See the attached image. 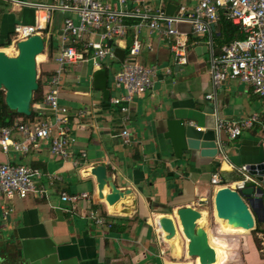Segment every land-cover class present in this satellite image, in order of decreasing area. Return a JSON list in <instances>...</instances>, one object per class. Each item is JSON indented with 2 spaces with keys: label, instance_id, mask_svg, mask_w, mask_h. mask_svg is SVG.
<instances>
[{
  "label": "crops",
  "instance_id": "0c3cea01",
  "mask_svg": "<svg viewBox=\"0 0 264 264\" xmlns=\"http://www.w3.org/2000/svg\"><path fill=\"white\" fill-rule=\"evenodd\" d=\"M111 1L115 4V0ZM197 1L143 0L139 7L151 12L161 7L173 14L178 4L193 5ZM5 5L0 19V40L3 41L10 34L12 38L16 23H33L35 16L31 8L9 2ZM168 5L174 7L167 11ZM135 6L129 5V8ZM67 15L54 12L46 28L45 50L37 60L41 85L37 103L42 102L56 67L53 57L59 51ZM127 22L131 26L129 32L110 41L113 55L103 61L102 68H95L91 62L65 66L59 102L68 108L69 132L75 138L69 159L53 155L50 142L44 139L31 145L26 154L13 150L5 153L0 148V162L40 171L38 185L45 189L43 196L32 193L24 199L0 197L3 247L0 264H201L197 258H193V263L188 261L186 243L182 257H174L173 246L161 227L165 220H171L174 225L172 216L182 207H193L202 213L206 223L198 224L205 227L215 249L214 264H244L245 255L250 258L249 264H264L254 241V230L243 234L241 229L225 226L216 217L217 188L211 184V176L216 172L223 180L235 182L243 177L239 168L264 162V129L256 125L235 139H229L222 132V153L211 156L199 151L182 159L171 155V145L163 135L170 118L183 119L200 130H207L217 128L218 118L233 121L251 114L264 115V101L239 79H227L218 88L214 87L211 54L218 53L226 44L216 41L221 34L219 24L211 35L202 37L192 34L190 25L178 26L189 39L186 64L176 63L169 43L143 25L138 33L142 48L137 61L147 66L157 65L160 71L153 90L134 96L129 103L123 102L129 106V111L123 112L120 105L112 102L113 98L124 95V90L115 85V74L131 49L134 26L140 20L129 18ZM98 38L96 34L89 36V39ZM118 48L124 51L123 59L115 54ZM3 50L16 52L13 46ZM166 68L171 70L170 74L165 73ZM209 94L213 95L212 99L207 98ZM34 111L36 119L52 118L49 112L42 116L40 110L34 108ZM80 111L84 112L83 116H79ZM13 118V123L23 119ZM125 128L131 134L129 144H124L120 137ZM82 152L85 157L81 156ZM75 160L80 165L75 166ZM97 165L106 166L120 190H131L115 202L118 213L111 208L114 204L109 205L98 197L96 177L91 174V168ZM247 185L264 190L261 184ZM108 192L106 189L105 194ZM63 193H88L89 199L73 205L62 201ZM253 196L263 199V206L257 207L254 213L256 227L264 228V192ZM92 210L106 219L105 225L94 222L90 217Z\"/></svg>",
  "mask_w": 264,
  "mask_h": 264
},
{
  "label": "built area",
  "instance_id": "2783aa9c",
  "mask_svg": "<svg viewBox=\"0 0 264 264\" xmlns=\"http://www.w3.org/2000/svg\"><path fill=\"white\" fill-rule=\"evenodd\" d=\"M4 1L31 8L35 13L33 23L14 25L10 47L17 48L19 41L35 34H40L47 40L46 28L53 13L69 14L63 21L59 51L53 57L56 67L49 77L42 102L33 106L41 111L39 115L44 116L49 112L52 118L35 119L31 123L18 121L1 127L0 148L5 153L13 150L26 154L31 145H36L38 140L44 139L50 142L53 155L63 159L71 157L69 149L75 138L69 132L68 108L59 102L65 66L76 62H91L95 68H102L103 61L113 55L110 41L124 37L129 32V18H138L140 23L134 26L131 49L115 74V85L124 90V95L112 99L113 104L120 105L123 112L129 111L128 104L123 102L129 103L134 96L153 90L160 71L157 65L147 66L137 61L142 48L138 33L143 25L169 43L176 63L186 64L189 39L178 26L190 25L192 34L202 37L211 35L212 26H216L221 17H226L237 26L244 38L224 45L218 53L212 52L210 73L214 87L218 88L227 79H239L248 84L252 92L264 101V0H198L193 5L178 4L173 14L166 13L161 7L154 12L143 11L139 7L143 0H115V4L111 0H52L50 3ZM133 4L136 6L130 9L129 5ZM94 34L99 38L89 39V36ZM165 73L170 74L171 70L166 68ZM207 98L212 99L213 95L209 94ZM83 115L84 112L80 111L79 116ZM256 125L264 129V115L251 114L233 121L218 118L216 129L226 132L229 139H235ZM16 134L21 136L20 139L15 137ZM120 137L124 144L131 142V134L127 128L120 133ZM85 155L84 152L81 153L82 157ZM73 164L80 165L78 160ZM239 171L243 177L235 182L223 180L216 172L211 176V184L217 189L230 187L235 190L245 188L247 183L259 184L247 172L245 166L239 168ZM41 176L40 171L29 166L0 162V197L24 199L32 193L43 196L45 189L38 185ZM61 199L76 205L81 199H89V194L63 193ZM90 217L99 225L106 224V219L96 210L90 212ZM262 245L264 246V238ZM261 251L264 252V247Z\"/></svg>",
  "mask_w": 264,
  "mask_h": 264
},
{
  "label": "water",
  "instance_id": "95a60500",
  "mask_svg": "<svg viewBox=\"0 0 264 264\" xmlns=\"http://www.w3.org/2000/svg\"><path fill=\"white\" fill-rule=\"evenodd\" d=\"M167 11L174 6L168 5ZM215 26H212V30ZM45 50V40L42 35L35 34L17 43V54L8 55L0 49V90L4 91L6 106L19 114H31V102L34 93L39 88L37 55ZM115 54L123 59L124 51L115 49ZM167 129L164 138L171 145V155L182 159L183 156L201 152L216 156L223 150L224 139L222 131L216 128L200 130L195 125L179 118H170L166 122ZM247 172L254 176L257 182L264 186V162L246 167ZM91 174L96 177L98 197L109 205L115 204L120 198L131 193L130 189L120 190L107 173L106 166L97 165L91 168ZM109 192L105 194V190ZM262 187L245 186L241 190L230 187L218 188L215 192L214 205L216 217L226 220L234 228L247 234L256 229L257 217L254 210L263 206ZM202 213L193 207H182L174 214L179 232L187 240V258H199L201 264L216 262L215 249L212 247L205 229L198 224ZM163 230L167 238L175 235V226L171 220H165ZM0 243V252L2 251Z\"/></svg>",
  "mask_w": 264,
  "mask_h": 264
},
{
  "label": "trees",
  "instance_id": "16d2710c",
  "mask_svg": "<svg viewBox=\"0 0 264 264\" xmlns=\"http://www.w3.org/2000/svg\"><path fill=\"white\" fill-rule=\"evenodd\" d=\"M6 2H4L3 0H0V19L2 14L5 12L6 9ZM219 26H220V35L216 37V41L219 40L222 41V43H230L235 39H242L244 38V34L240 33L239 28L235 25H233L226 17H221L220 21H219ZM217 24V25H218ZM14 28V26H13ZM1 35V33H0ZM2 37V36H1ZM224 44V45H226ZM11 45V34L8 35L6 37V40H0V48H8ZM223 45V46H224ZM222 46V47H223ZM39 83V88L38 90L34 93L33 96V100L31 102V114L29 116L23 115V114H19L16 111H12L10 110L5 102H4V91L0 90V106H1V114H0V125L2 126H7V125H11L13 123V117H22L23 119L21 120L23 121H31V120H35L36 119V113L34 111V104L37 103V96L39 94V92L41 91V85H40V81L38 80ZM254 241L256 243L257 248L261 251L263 249V238H264V228H261L259 225L256 227V229L254 230ZM261 234V235H260ZM261 245L263 247H261Z\"/></svg>",
  "mask_w": 264,
  "mask_h": 264
},
{
  "label": "bare ground",
  "instance_id": "6f19581e",
  "mask_svg": "<svg viewBox=\"0 0 264 264\" xmlns=\"http://www.w3.org/2000/svg\"><path fill=\"white\" fill-rule=\"evenodd\" d=\"M13 48L14 49H16V51H17V48L16 47H14L13 46ZM10 49H12V47H10ZM4 51V50H3ZM18 53V52H17ZM41 56V54H39V55H37V60H38V58ZM118 204H114L113 206H111V208H112V210H114V211H116L117 213H118ZM122 210V209H121ZM112 212V211H111ZM172 218H174V216H172ZM218 219H220L224 224H225V226H228V227H232V228H234L232 225H230V224H228V222L226 221V220H223V219H221V218H218ZM175 220V219H174ZM219 220V221H220ZM199 224L200 225H204L205 223H206V221L204 220V217H203V215H202V217L199 219ZM222 224V223H221ZM163 226L164 225H161V227H162V229H163ZM174 226H175V235H174V237L173 238H167V240L172 244V246H173V250H172V255L174 256V257H178V258H180V257H182V254H183V250H184V243H187V240L184 238V236L179 232V228H181V226L178 228V226H177V224L175 223L174 224ZM224 226V225H223ZM203 227V226H202ZM204 229H205V227H203ZM177 231H178V233H177ZM205 231L207 232V230L205 229ZM165 232V231H164ZM166 235V234H165ZM207 235H208V232H207ZM167 236V235H166ZM208 238H209V235H208ZM222 252H223V250H222ZM186 256H188L187 255V253H186ZM197 259H199V258H197Z\"/></svg>",
  "mask_w": 264,
  "mask_h": 264
},
{
  "label": "rangeland",
  "instance_id": "374dc122",
  "mask_svg": "<svg viewBox=\"0 0 264 264\" xmlns=\"http://www.w3.org/2000/svg\"><path fill=\"white\" fill-rule=\"evenodd\" d=\"M9 48V47H8ZM0 49H4V48H0ZM5 51V50H4ZM6 52V51H5ZM8 55H10V56H15L16 54H17V51L16 52H13V51H11V50H9L8 52H6ZM40 59V57L38 58V60ZM108 59H110V58H107L105 61H108ZM38 62V61H37ZM39 63V62H38ZM38 73H39V71H38ZM208 227V226H207ZM261 247H263L262 245H261ZM261 256H262V259H264V252H262L261 251ZM173 260V259H172ZM176 261L177 260H173L172 262H175L176 263ZM182 262L183 261H185V260H181ZM189 262H191V263H193L194 262V260H193V258H190L189 260H188ZM187 262V261H186ZM249 262H250V258L247 256V255H245V263L244 264H249Z\"/></svg>",
  "mask_w": 264,
  "mask_h": 264
}]
</instances>
